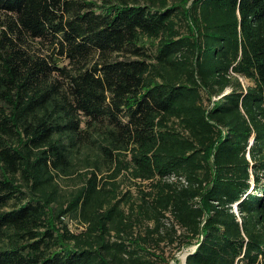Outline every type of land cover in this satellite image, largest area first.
<instances>
[{
  "label": "trees",
  "instance_id": "16d2710c",
  "mask_svg": "<svg viewBox=\"0 0 264 264\" xmlns=\"http://www.w3.org/2000/svg\"><path fill=\"white\" fill-rule=\"evenodd\" d=\"M193 245L264 264V0H0V264Z\"/></svg>",
  "mask_w": 264,
  "mask_h": 264
},
{
  "label": "rangeland",
  "instance_id": "374dc122",
  "mask_svg": "<svg viewBox=\"0 0 264 264\" xmlns=\"http://www.w3.org/2000/svg\"><path fill=\"white\" fill-rule=\"evenodd\" d=\"M238 84L244 88L246 85V80L243 77H238ZM190 247L192 246L183 247L181 250H178L177 252H175V256L174 258L170 260L169 264H185L184 263V253L187 249H190Z\"/></svg>",
  "mask_w": 264,
  "mask_h": 264
},
{
  "label": "water",
  "instance_id": "95a60500",
  "mask_svg": "<svg viewBox=\"0 0 264 264\" xmlns=\"http://www.w3.org/2000/svg\"><path fill=\"white\" fill-rule=\"evenodd\" d=\"M195 246H196V245H193L192 247H190V249H187V250L185 251V253H184V263H185V257H186V255H187L190 251H192V250L195 248Z\"/></svg>",
  "mask_w": 264,
  "mask_h": 264
}]
</instances>
